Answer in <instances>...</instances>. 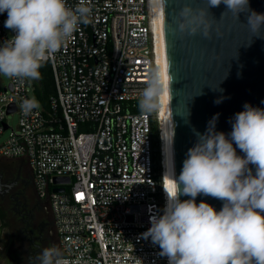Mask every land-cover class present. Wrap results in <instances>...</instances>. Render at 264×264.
<instances>
[{
  "label": "built area",
  "instance_id": "2783aa9c",
  "mask_svg": "<svg viewBox=\"0 0 264 264\" xmlns=\"http://www.w3.org/2000/svg\"><path fill=\"white\" fill-rule=\"evenodd\" d=\"M78 2L67 0L69 7ZM87 4L90 23L46 60L54 84L47 109L37 100L30 113L21 110L35 96L32 80L0 79V161H26L59 250L72 264H168L143 237L166 204L158 111L138 107L150 70L158 68L154 0ZM5 16L0 43L14 35ZM13 113L16 130L7 122Z\"/></svg>",
  "mask_w": 264,
  "mask_h": 264
},
{
  "label": "clouds",
  "instance_id": "9594fccd",
  "mask_svg": "<svg viewBox=\"0 0 264 264\" xmlns=\"http://www.w3.org/2000/svg\"><path fill=\"white\" fill-rule=\"evenodd\" d=\"M221 3L226 6L221 17L230 12L238 19L240 13L250 12L247 26L252 37L264 38V14L251 11L249 0H207V10L195 14L185 6L177 14L178 30L190 35L202 30L209 37L205 17L209 8ZM91 12L87 0L74 7L67 0H0V14L7 13L4 27L14 33L0 43V75L21 82L38 80L43 62L59 52L81 25L90 23ZM166 82L171 85V77L165 78L160 68L150 70L138 97L141 112L159 110ZM37 105L34 98H26L20 107L28 114ZM243 107L230 120L227 136L215 130L216 114L204 134L195 133L197 141L186 153L178 178L171 169L163 214L151 216V227L143 233L144 239L159 246L168 264H264V109L247 103ZM233 143L243 156L237 155ZM249 165L255 166V175ZM201 194L222 201L221 210L203 201L197 204ZM182 195L190 199L181 201ZM34 260L72 264L55 246L43 248Z\"/></svg>",
  "mask_w": 264,
  "mask_h": 264
},
{
  "label": "water",
  "instance_id": "95a60500",
  "mask_svg": "<svg viewBox=\"0 0 264 264\" xmlns=\"http://www.w3.org/2000/svg\"><path fill=\"white\" fill-rule=\"evenodd\" d=\"M185 6L195 14L207 10V0H155L158 68L165 78L171 77V85L165 83L162 100L169 176L174 169L175 178L181 173L186 153L197 141L195 133L204 134L216 114L215 130L227 136L232 131L230 120L244 111V104L264 109V38L252 37L247 26L250 12H242L236 19L230 12L221 17L226 11L223 3L209 8L205 17L210 25L209 37L205 38L202 30L195 35L178 30L177 14ZM249 9L264 14V0H249ZM217 99L222 102L214 103ZM233 147L237 155H244L234 143ZM248 167L255 175V166ZM68 181L67 177L54 178V182ZM187 199L190 197L180 196L181 201ZM201 201L216 211L222 208L223 202L210 196L198 195L196 203Z\"/></svg>",
  "mask_w": 264,
  "mask_h": 264
},
{
  "label": "flooded vegetation",
  "instance_id": "af4514ba",
  "mask_svg": "<svg viewBox=\"0 0 264 264\" xmlns=\"http://www.w3.org/2000/svg\"><path fill=\"white\" fill-rule=\"evenodd\" d=\"M0 161V264H35L47 247L59 249L49 207L38 197L28 164ZM26 163V167L22 164Z\"/></svg>",
  "mask_w": 264,
  "mask_h": 264
},
{
  "label": "trees",
  "instance_id": "16d2710c",
  "mask_svg": "<svg viewBox=\"0 0 264 264\" xmlns=\"http://www.w3.org/2000/svg\"><path fill=\"white\" fill-rule=\"evenodd\" d=\"M40 78L38 80H32L34 84V92L37 100L40 102V104L44 108H48V99L49 96L54 93V84H53V79H52V74H51V69L50 65L48 62H43L42 67L40 68ZM155 129V140L154 144L156 147V152L154 156V161L158 169V161H159V141H158V130L156 126L154 127Z\"/></svg>",
  "mask_w": 264,
  "mask_h": 264
},
{
  "label": "bare ground",
  "instance_id": "6f19581e",
  "mask_svg": "<svg viewBox=\"0 0 264 264\" xmlns=\"http://www.w3.org/2000/svg\"><path fill=\"white\" fill-rule=\"evenodd\" d=\"M154 13H155V0H154ZM158 62V60H157ZM158 120L160 124L161 130V150H162V167H163V181H164V189H167L170 185L169 177V169H168V152H167V133H166V123H165V115H164V107L162 97L160 99V108L158 110ZM165 193V190H164ZM166 199V193H165Z\"/></svg>",
  "mask_w": 264,
  "mask_h": 264
},
{
  "label": "rangeland",
  "instance_id": "374dc122",
  "mask_svg": "<svg viewBox=\"0 0 264 264\" xmlns=\"http://www.w3.org/2000/svg\"><path fill=\"white\" fill-rule=\"evenodd\" d=\"M7 19V16L4 17L3 22ZM6 29V28H5ZM7 31H9V29H6ZM0 79L3 82V84H7L9 81V78L0 75ZM30 97L34 98L36 101L37 99L35 98V96L33 94L30 93ZM38 102V101H37ZM39 106V102L38 105ZM17 121H18V117L17 114H11L10 116L7 117V122L9 123V125L12 127L13 130H16V126H17ZM6 135H8V132L6 133ZM11 167L13 168L15 165H19L17 164V160H12V163L10 164ZM24 166V168L27 166L26 163L22 164ZM26 165V166H25Z\"/></svg>",
  "mask_w": 264,
  "mask_h": 264
},
{
  "label": "crops",
  "instance_id": "0c3cea01",
  "mask_svg": "<svg viewBox=\"0 0 264 264\" xmlns=\"http://www.w3.org/2000/svg\"><path fill=\"white\" fill-rule=\"evenodd\" d=\"M15 160H18V161H24V162H26L25 160H23V159H15Z\"/></svg>",
  "mask_w": 264,
  "mask_h": 264
}]
</instances>
